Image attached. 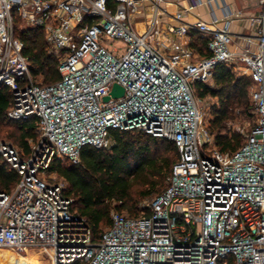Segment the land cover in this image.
<instances>
[{"label": "built area", "instance_id": "obj_1", "mask_svg": "<svg viewBox=\"0 0 264 264\" xmlns=\"http://www.w3.org/2000/svg\"><path fill=\"white\" fill-rule=\"evenodd\" d=\"M201 4L0 0V83L13 95L6 119H35L37 135L28 155L0 141V156L18 174L15 188L0 192V250L36 249L50 264H264V0L250 19L257 44L245 38L242 50L232 49L234 14L225 4L222 19L211 13L209 23L181 21ZM165 16L178 22L166 25L168 34L197 32L208 38L210 55L166 44ZM16 21L20 30L43 32L59 62L57 82L32 76ZM110 39L122 40L125 52L111 51ZM219 64H240L253 80L255 122L236 152L217 147L194 90L212 81ZM116 84L124 89L118 99L111 97ZM112 130L169 140L178 158L149 211L113 212L95 242L65 185L47 171L54 161L79 165L86 146L111 149Z\"/></svg>", "mask_w": 264, "mask_h": 264}, {"label": "trees", "instance_id": "obj_2", "mask_svg": "<svg viewBox=\"0 0 264 264\" xmlns=\"http://www.w3.org/2000/svg\"><path fill=\"white\" fill-rule=\"evenodd\" d=\"M15 22L17 36L24 43V55L29 60L33 77H42L43 85H51L60 79L58 59L49 54L44 34L37 28L19 29ZM190 35L189 47L201 57L210 55L208 38L197 32ZM214 86L197 82L195 95L203 100L212 97L217 100L210 120V132L222 152H236L243 146L240 134L227 131L226 123L235 109L254 110L249 98L252 78L237 76L230 65L219 64L214 72ZM13 95L10 89L0 83V127L10 129L16 145L26 154L30 153L29 140H36L35 119L6 121V112ZM254 115V114H253ZM115 144L111 149L82 148L80 164L54 161L50 173H57L68 183L66 195L74 200V209L86 220L93 241H98L111 225L113 209L119 213L128 211L137 216L138 198L156 197L166 189V181L178 158L175 144L138 130H112ZM18 182V174L0 156V192H11ZM73 264H84L75 262Z\"/></svg>", "mask_w": 264, "mask_h": 264}, {"label": "crops", "instance_id": "obj_3", "mask_svg": "<svg viewBox=\"0 0 264 264\" xmlns=\"http://www.w3.org/2000/svg\"><path fill=\"white\" fill-rule=\"evenodd\" d=\"M168 4L178 3L182 7H187L190 0H166ZM202 4L196 7L192 12L186 13L182 17V22L186 24H194L198 21L211 22V13L219 18H223V11L221 6L225 4L230 8L234 14L233 20L230 24V32L234 39L232 49H243L245 38H251L252 43L257 44L256 29L252 27L250 19L259 15L262 12V6L260 5V0H214L211 4L208 3V0H201ZM162 8L166 7V4H162ZM150 15H148L149 17ZM160 22L165 23L162 28L164 35V41L166 44L172 46V48L179 44H188L190 43V35L185 39L178 38L177 36L170 35L166 31V25H177L178 22L173 21L170 17H162L159 19ZM144 27L143 24H141ZM223 23L216 25V28H221ZM255 49V46L254 48ZM33 264H41L42 260L36 261L32 260ZM20 264H27L23 260H20ZM48 264V262H47Z\"/></svg>", "mask_w": 264, "mask_h": 264}, {"label": "rangeland", "instance_id": "obj_4", "mask_svg": "<svg viewBox=\"0 0 264 264\" xmlns=\"http://www.w3.org/2000/svg\"><path fill=\"white\" fill-rule=\"evenodd\" d=\"M137 27H138L139 31H142L144 29V27H142L141 24H138ZM105 45L111 51L116 49L119 54H123L127 48L126 44L122 40H119V39L107 40L105 42ZM170 51H171V49H170ZM196 54H198V53L196 52ZM231 67L233 69V72L237 76H248L246 74V70L243 68L242 65L238 64L237 66H231ZM36 81L38 83H43V78L41 76L37 77ZM208 85L213 87L214 86L213 81L208 82ZM252 86H253V84H252ZM252 86H251V88H252ZM251 88L249 90L250 101L252 100ZM196 98L199 100L200 107L203 111V121L210 126V120L212 119L213 107L217 104V100L215 98L210 97V96L203 99V100H200L197 96H196ZM251 108H252V101H251ZM253 114H254L253 108H252V110H250L249 112H246V113H245V111H243L242 107L235 109L231 119L226 123L227 131H229L231 133L240 134L243 137V143H244V140H245L247 133L253 127L254 122H255V116ZM8 122H9V120L6 119L5 124ZM0 141L12 145L16 149H18L20 152H24L21 148L18 147V145H16L14 138L11 137L10 129H8L7 127H4V128L0 127ZM35 141L36 140H33V141L29 140V146L31 147V144H34ZM30 142H32V143H30ZM26 155H28V154H26ZM47 172L50 173L49 170ZM52 174H53V177H55L57 179V182L63 183L65 185L66 189L68 188V183L63 178H61L57 173H52ZM153 198L154 197H150V198L145 199V200L138 198V203H137V207H136L137 209H135V211L137 212L136 213L137 216L142 215L143 212L149 211L148 206H149V203L151 202V200ZM113 212H118V211L113 209L112 213ZM122 214H125L128 216H133L127 210L122 212ZM102 229L105 231L106 227H102ZM25 253H21L20 256H25ZM38 254H41V253H38ZM16 257L19 258V256H16ZM47 262L50 264V261L45 257L42 260L41 264H47Z\"/></svg>", "mask_w": 264, "mask_h": 264}, {"label": "bare ground", "instance_id": "obj_5", "mask_svg": "<svg viewBox=\"0 0 264 264\" xmlns=\"http://www.w3.org/2000/svg\"><path fill=\"white\" fill-rule=\"evenodd\" d=\"M38 253H41L42 255ZM16 256H19V258H17ZM44 258L45 256L43 255V253L36 249L28 250L25 253V256L14 254L11 251L0 250V264H20V260H23L27 264H33V259H35L36 261H40Z\"/></svg>", "mask_w": 264, "mask_h": 264}, {"label": "water", "instance_id": "obj_6", "mask_svg": "<svg viewBox=\"0 0 264 264\" xmlns=\"http://www.w3.org/2000/svg\"><path fill=\"white\" fill-rule=\"evenodd\" d=\"M124 96V89L119 85H114L113 90L111 92V97L114 99H118ZM106 102L110 100V97H106L104 99Z\"/></svg>", "mask_w": 264, "mask_h": 264}]
</instances>
